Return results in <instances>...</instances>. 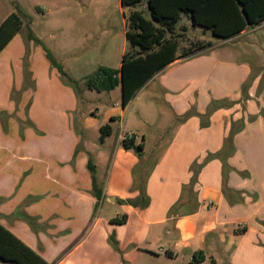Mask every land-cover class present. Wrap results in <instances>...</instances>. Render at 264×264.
I'll use <instances>...</instances> for the list:
<instances>
[{"label": "crops", "instance_id": "crops-1", "mask_svg": "<svg viewBox=\"0 0 264 264\" xmlns=\"http://www.w3.org/2000/svg\"><path fill=\"white\" fill-rule=\"evenodd\" d=\"M118 1L121 27L84 32L102 50L71 72L79 90L27 32L0 54V225L50 264H264V59L227 46L263 25L175 61L124 107L121 85L84 81L129 49L135 9ZM131 136L141 156L124 148Z\"/></svg>", "mask_w": 264, "mask_h": 264}, {"label": "trees", "instance_id": "trees-1", "mask_svg": "<svg viewBox=\"0 0 264 264\" xmlns=\"http://www.w3.org/2000/svg\"><path fill=\"white\" fill-rule=\"evenodd\" d=\"M145 4L150 11V18L139 10ZM121 5L123 8L135 9L126 16L129 49L122 58L121 67L114 69L100 66L84 81L87 89L99 93L111 92L121 85L124 107L134 100L148 81L170 64L213 47V42L200 40L191 41L187 47H181L188 29L182 26L179 31L177 26L184 16L192 22L193 27H201L203 32L211 31L215 37L223 40H230L248 28L264 23V0H121ZM23 27L22 17L15 12L3 20L0 24V54ZM28 39L41 45L51 65L61 76L67 78L69 84L79 90V82L56 61L30 27ZM27 75L30 74L26 71V77ZM246 88L247 86L244 87V92ZM100 133V141L104 142L111 135L112 129L105 125ZM122 144L125 149H134L140 156L143 153V143L136 144L134 136L125 137ZM89 167L91 171H95L91 160ZM94 191L98 197L101 196L96 184ZM168 256L171 254L168 253ZM204 259L202 256L196 262ZM0 264L50 263L9 229L0 225Z\"/></svg>", "mask_w": 264, "mask_h": 264}, {"label": "rangeland", "instance_id": "rangeland-1", "mask_svg": "<svg viewBox=\"0 0 264 264\" xmlns=\"http://www.w3.org/2000/svg\"><path fill=\"white\" fill-rule=\"evenodd\" d=\"M99 1L104 3L105 8L96 10L92 8L85 9L84 7L82 11L80 10L82 8L81 5L78 6L76 1L73 0H0V24L11 13L15 12L19 14L24 21V27L19 33L20 37H23L25 32L29 33L28 26H30L34 34L42 39L43 45L51 51L56 61L71 76L72 73L77 75L85 70L82 67L86 63L93 62L90 65L91 68L100 58L101 52L99 50H102L94 47L96 42L86 41L84 39V32L89 30L90 34H96L102 28L106 29L109 26L121 27L122 24L123 13L120 10L118 0H89L88 2L83 0V3L87 6L89 3L93 5ZM71 2L76 3V6L70 4ZM77 2H80V0ZM139 10H142L144 15L150 18L147 4L140 6ZM126 14L128 15L127 11ZM262 25L263 28H257L248 36L230 41L227 46H236L244 49L247 48L245 44L250 42L254 50L264 59V49L258 47V43L261 42V36L264 34V23ZM182 26H186L187 29L190 28L182 39L181 47H187L191 41H198L201 38L205 39L204 41H211L216 45L225 41L215 37L211 31L203 32L204 30L201 27H193L192 22L186 16L183 17L177 26L179 31ZM247 55L251 59L255 60L256 58L253 52H248ZM25 57L28 61L26 59L24 64L28 68L30 51ZM61 81L69 84L67 78L63 76H61ZM29 83L30 81L25 79L24 88H26V91L30 89ZM17 94L18 92H15L12 95L14 100L17 98ZM147 263L151 264L150 261H147ZM153 264L166 263L164 261H155Z\"/></svg>", "mask_w": 264, "mask_h": 264}]
</instances>
